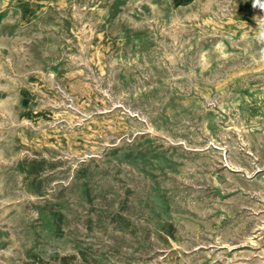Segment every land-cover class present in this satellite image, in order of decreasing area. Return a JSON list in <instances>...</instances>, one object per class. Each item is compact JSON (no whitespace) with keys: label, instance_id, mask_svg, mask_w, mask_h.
<instances>
[{"label":"rangeland","instance_id":"374dc122","mask_svg":"<svg viewBox=\"0 0 264 264\" xmlns=\"http://www.w3.org/2000/svg\"><path fill=\"white\" fill-rule=\"evenodd\" d=\"M254 0H0V264H264Z\"/></svg>","mask_w":264,"mask_h":264},{"label":"clouds","instance_id":"9594fccd","mask_svg":"<svg viewBox=\"0 0 264 264\" xmlns=\"http://www.w3.org/2000/svg\"><path fill=\"white\" fill-rule=\"evenodd\" d=\"M253 8H259L261 11H264V0H254ZM256 25V39L258 40V42L264 44V17H260L259 19H257ZM261 59H264V53H262Z\"/></svg>","mask_w":264,"mask_h":264},{"label":"bare ground","instance_id":"6f19581e","mask_svg":"<svg viewBox=\"0 0 264 264\" xmlns=\"http://www.w3.org/2000/svg\"><path fill=\"white\" fill-rule=\"evenodd\" d=\"M264 260V259H263Z\"/></svg>","mask_w":264,"mask_h":264}]
</instances>
